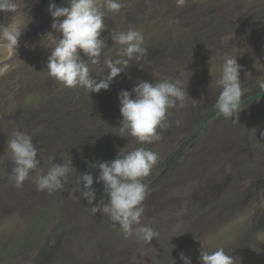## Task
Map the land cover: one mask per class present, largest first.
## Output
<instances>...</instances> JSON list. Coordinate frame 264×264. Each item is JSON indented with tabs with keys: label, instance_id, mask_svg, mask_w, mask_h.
<instances>
[{
	"label": "rangeland",
	"instance_id": "rangeland-1",
	"mask_svg": "<svg viewBox=\"0 0 264 264\" xmlns=\"http://www.w3.org/2000/svg\"><path fill=\"white\" fill-rule=\"evenodd\" d=\"M57 1L17 0L9 27L33 21L30 15L36 21L32 38L19 40L15 52L0 33V264H183L181 254L200 264V248L218 247L237 264H264V0H121V10L104 18V56L120 47L110 33L129 28L144 35L146 51L109 89L89 95L48 76L50 47L61 34L45 3ZM225 56L241 66L236 120L215 108ZM90 68L98 80L100 66ZM161 78L182 82L189 97L183 108L169 109L160 138L140 144L117 134L118 93ZM17 129L32 136L41 169L49 157L71 160L62 189L38 191L36 172L14 186L7 143ZM139 147L158 154L143 178L141 223L158 233L149 245L93 215L78 184L90 173L93 204L107 203L95 165Z\"/></svg>",
	"mask_w": 264,
	"mask_h": 264
},
{
	"label": "clouds",
	"instance_id": "clouds-1",
	"mask_svg": "<svg viewBox=\"0 0 264 264\" xmlns=\"http://www.w3.org/2000/svg\"><path fill=\"white\" fill-rule=\"evenodd\" d=\"M67 7L49 3V13L53 18L51 28L60 33L47 57L48 76L60 82L65 88H83L88 95L107 90L111 82L131 63L139 62L146 49L144 35L129 28L110 33L113 44L120 46L116 56H104L105 39L101 33L106 28V12L118 13L122 8L121 0H67ZM19 7L17 0H0V11L15 12ZM20 27H2V36L6 47L14 52L19 42ZM82 55L86 59H82ZM100 66L95 75L90 68ZM240 65L235 57L225 56L222 69L215 84L220 89L215 102L216 110L225 119L236 120L242 97ZM106 71V75H101ZM260 86L264 88V81ZM188 94L182 82L171 78H161L156 82L137 81L132 89H122L118 93L121 121L118 127L122 137H133L140 144L152 143L160 138L158 129H166L169 109L185 106ZM177 124L180 122L177 121ZM7 149L12 168L9 178L16 188L23 187L30 173L36 172L35 184L38 191L49 193L63 188L64 182L73 171L71 160L60 164L49 157L46 170L40 168L38 150L32 136L19 129L11 134ZM158 161V154L143 147L127 153H117L110 161L98 162L97 182H102L107 193L108 202L93 204L95 191L93 176L90 173L80 174L78 184H82L81 196L87 200L91 212L107 216L118 226L125 238L133 237L143 245H149L158 236L151 226L141 223L144 214L143 202L147 189L143 178L151 174ZM169 249V248H168ZM143 254V253H142ZM183 264H192L191 260L181 254ZM200 264H237L224 247L215 251L200 248Z\"/></svg>",
	"mask_w": 264,
	"mask_h": 264
},
{
	"label": "flooded vegetation",
	"instance_id": "flooded-vegetation-1",
	"mask_svg": "<svg viewBox=\"0 0 264 264\" xmlns=\"http://www.w3.org/2000/svg\"><path fill=\"white\" fill-rule=\"evenodd\" d=\"M56 5L57 6H64L65 5V1L64 0L57 1ZM45 6L49 8V4L48 3H45ZM17 11H18V9L15 12H17ZM14 14L15 13L7 12V11H0V33L2 32V27H6V26L9 27L10 26L9 19ZM30 18H32V19L34 18V20L31 21V19H28V21L26 23H24L23 25L19 26L20 28H22L19 40H28V39L30 40L32 38L31 37L32 35H30V33L28 31L31 28V26L34 23V21H36V16L30 15ZM38 22H39V19L37 20V23ZM235 259H236V261L238 263L239 262L238 258L236 257Z\"/></svg>",
	"mask_w": 264,
	"mask_h": 264
}]
</instances>
